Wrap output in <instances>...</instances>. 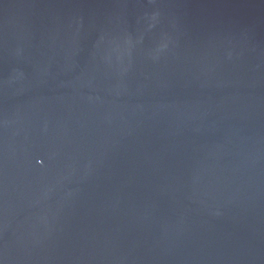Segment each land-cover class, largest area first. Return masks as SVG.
Masks as SVG:
<instances>
[{"label":"water","instance_id":"obj_1","mask_svg":"<svg viewBox=\"0 0 264 264\" xmlns=\"http://www.w3.org/2000/svg\"><path fill=\"white\" fill-rule=\"evenodd\" d=\"M0 264H264V0H0Z\"/></svg>","mask_w":264,"mask_h":264}]
</instances>
